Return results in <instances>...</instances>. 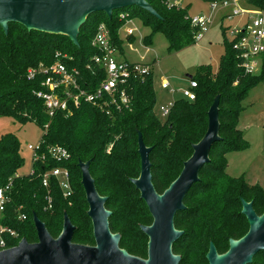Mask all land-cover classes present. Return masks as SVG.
I'll return each instance as SVG.
<instances>
[{
	"label": "trees",
	"instance_id": "16d2710c",
	"mask_svg": "<svg viewBox=\"0 0 264 264\" xmlns=\"http://www.w3.org/2000/svg\"><path fill=\"white\" fill-rule=\"evenodd\" d=\"M147 1L160 17L136 5L127 7L124 17L121 16L123 10L113 11L111 17L106 12L93 13L80 29L79 44L66 34L29 30L17 22H11L6 33L0 24V116L11 117L22 124L36 123L43 130L38 153L45 156L34 162V173L20 175L18 170L24 166L20 139L12 132L0 135V187L11 183L4 222L18 231L20 238L35 242L38 237L34 213L53 237L60 234L65 214H68L76 226L73 241L94 245V236L83 230L92 219L88 215L82 171L78 165L79 161H90L97 190L108 198L106 207L112 211L110 227L113 232L120 233V246L133 255L146 258L148 254L142 250L141 240L147 245L149 238L136 221L147 224L148 218L152 221V215L132 182L141 172L138 134L141 132L145 144L152 147L153 183L156 190L163 193L181 173L184 162L194 151L193 145L205 135L208 111L220 96L222 139L212 146L211 161L203 166L200 180L187 193V208L176 215V228L184 233L173 245L174 252L181 253L180 264H186L189 255L194 254L200 264H209L207 253L211 242L219 253H224L229 249L230 239H239L248 232L250 224L242 213V198L253 201L258 214L264 212V189L250 186L243 177L228 175L226 161L219 152V146L226 150L247 147L239 127L241 100L251 87L264 81V56L259 73H246L240 51L234 48V40H229L224 31L225 52L218 70L214 71L211 64H201L196 76H192L197 81V87L193 88L196 99H177L166 120H161L155 111L157 95L152 71L145 79H129L127 89L132 98L129 107L112 108L110 113L82 99L79 104L70 100V112L60 110L52 116L43 99L37 96L38 90L45 89L42 85L45 76L38 73L34 79L28 78L30 68H38L41 64L50 66L62 60L69 69L80 71L82 88L95 89L105 77L92 60L93 56L101 54L98 46L92 43L101 23L108 28L119 54L123 52L120 28L135 17L152 27V32L143 38L146 45L160 30L166 33L171 51L196 43V29L191 25L188 6H170L169 0ZM251 3L264 9V0H251ZM57 144L68 149V160L57 161L51 157L49 148ZM65 166L71 175L73 191L70 196H65L54 177L50 178L49 188L44 187L42 181L47 171ZM47 196L52 197L51 208ZM20 213H25L27 219L20 220ZM133 227L137 232L129 235ZM91 232L93 234L92 227ZM6 239L9 246L18 241L8 236ZM132 239L141 244H131ZM250 264H264V250Z\"/></svg>",
	"mask_w": 264,
	"mask_h": 264
},
{
	"label": "water",
	"instance_id": "95a60500",
	"mask_svg": "<svg viewBox=\"0 0 264 264\" xmlns=\"http://www.w3.org/2000/svg\"><path fill=\"white\" fill-rule=\"evenodd\" d=\"M134 5L160 17L147 0H0V24L6 33L9 24L17 22L29 30L66 34L79 44L80 29L91 14L106 12L111 17L113 11ZM219 102L220 96H217L208 111L205 135L193 145L194 151L184 162L181 173L163 193H159L153 183L152 147L145 144L141 132L138 134L141 172L132 182L153 216L150 225L141 226L149 238L146 258L133 255L120 246V233L113 232L110 227L112 211L106 207L108 198L97 190L90 172V161H79L95 244L73 241L76 226L68 214H65L60 234L53 237L46 224L34 213L37 241L23 238L16 246L1 250L0 264H180L181 255L174 252L173 245L184 231L176 228L175 218L179 211L187 208V193L200 180L203 166L211 161L212 146L222 139ZM242 204V213L250 224L248 232L239 239H230L229 249L224 253H219L211 242L207 253L209 264H250L264 250V212L258 214L253 201L242 198Z\"/></svg>",
	"mask_w": 264,
	"mask_h": 264
},
{
	"label": "rangeland",
	"instance_id": "374dc122",
	"mask_svg": "<svg viewBox=\"0 0 264 264\" xmlns=\"http://www.w3.org/2000/svg\"><path fill=\"white\" fill-rule=\"evenodd\" d=\"M184 6H188L190 17L205 13L211 15L213 22L203 39L179 50H169V39L166 33L161 30L156 31L152 42L146 45L143 38L152 32V27L145 25L140 17L127 21L119 31L123 41L124 54L118 52L117 57L122 60L129 59L132 62H145L151 65L157 95L155 111L161 120L167 119L164 111L170 109L177 99L186 98L183 95V90L190 86L192 76H196L201 64H211L214 71L218 70L221 56L225 52L224 31L229 37V28H242L247 22L248 13L257 11V7L251 3V0H239L238 7L241 10L239 14L231 12L234 8L231 5L221 6L214 10L211 8V2L205 0H182L181 6L177 8ZM123 11L124 13L121 15L128 13L126 8ZM128 27L136 28L133 36L127 34ZM164 79L170 83L168 89L162 88ZM241 108L239 127L243 131L247 147L243 150H226L219 146V152L226 161L228 175L236 178L243 177L250 186H259L264 189V81L248 90L241 100ZM8 132L15 133L21 142L24 166L18 170V173L20 175L31 173L33 151L28 149V145L37 146L42 139L43 130L34 122L22 124L11 117L0 116V135ZM122 220L120 217V222ZM152 222L153 216L152 221L151 217L148 218L147 224L136 221L139 225H150ZM92 225L91 221L83 229L88 231L90 236H94ZM122 225L124 226L123 223ZM136 232L137 229L133 227V231H129V235ZM130 242L137 245L142 242V250L148 254L149 239L147 245L143 244V240L140 242L132 239ZM181 252L184 253L185 250L183 249ZM186 264H200V262L194 254L193 256L189 255Z\"/></svg>",
	"mask_w": 264,
	"mask_h": 264
},
{
	"label": "built area",
	"instance_id": "2783aa9c",
	"mask_svg": "<svg viewBox=\"0 0 264 264\" xmlns=\"http://www.w3.org/2000/svg\"><path fill=\"white\" fill-rule=\"evenodd\" d=\"M239 0H214L211 1V8L219 9L221 6H234L233 14L241 12L238 7ZM182 0H169L170 6H181ZM122 17L126 14L121 15ZM191 25L196 29L195 40H201L210 30L213 22L211 15L201 13L190 17ZM136 28H127V34L133 35ZM229 40H234V48L239 50L242 58V67L246 73L254 74L259 72L263 65L264 56V9L257 8V11L248 13L245 25L236 28H229ZM227 30V31H228ZM92 43L98 46L101 54L93 56L92 60L99 70L105 73V77L100 84L93 90L82 88L79 82L80 71L76 68L69 69L67 64L62 60H57L52 65H43L38 68H30L28 78L34 79L38 73L45 76L42 85L45 89L37 91V96L43 99L46 110L50 115L57 111H69L70 100L75 104L84 99L99 108L112 112V108L120 109L129 107L131 95L127 89L128 80L133 77L145 79L151 73V65L145 62H131L126 59L122 60L117 57L118 48L112 42L109 30L104 23H101L99 29L92 40ZM60 56V53H57ZM261 66V68H259ZM164 88H169V81L162 82ZM197 87V81L191 79L190 86L183 90V95L189 100H195L196 94L193 88ZM70 112V111H69ZM169 109L164 111L167 115ZM40 143L37 146L28 145V149L33 151L32 163L44 159L38 153ZM49 154L57 161H66L70 158V152L66 147L54 145L49 148ZM34 165L31 173H34ZM43 186L49 188L50 178L54 177L64 191L65 196L72 194L71 175L68 167H56L43 174ZM11 188V183L7 186L0 187V251L16 246L23 238H20L18 231L11 228L4 222L6 218V205L9 201L7 192ZM49 208L52 207V197L47 196ZM21 210V208H18ZM20 220L27 219L25 213L19 214ZM6 236L13 240H18L16 244L9 246Z\"/></svg>",
	"mask_w": 264,
	"mask_h": 264
},
{
	"label": "crops",
	"instance_id": "0c3cea01",
	"mask_svg": "<svg viewBox=\"0 0 264 264\" xmlns=\"http://www.w3.org/2000/svg\"><path fill=\"white\" fill-rule=\"evenodd\" d=\"M128 28H130V27H128ZM126 30H127V29H126ZM126 32H127V31H126ZM133 35H134V33H133ZM133 35H132V36H133ZM121 54H124V53L121 52ZM126 60L130 61L129 59H126ZM131 62H132V61H131ZM155 62H156V61H155ZM165 80H166V79H164L163 81H165ZM163 81H162V82H163ZM162 88H163V89H168V88H164L163 86H162Z\"/></svg>",
	"mask_w": 264,
	"mask_h": 264
}]
</instances>
